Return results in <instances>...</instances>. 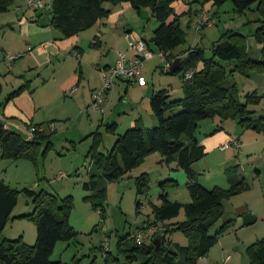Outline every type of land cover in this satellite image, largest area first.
<instances>
[{"label": "rangeland", "instance_id": "rangeland-1", "mask_svg": "<svg viewBox=\"0 0 264 264\" xmlns=\"http://www.w3.org/2000/svg\"><path fill=\"white\" fill-rule=\"evenodd\" d=\"M202 5V0H176L173 3L186 34L185 43L173 51L174 56L185 59L190 51L198 48L204 51L206 58H211L214 44L225 33L232 31L246 37L248 52L253 60L264 61L261 55L263 47L254 38L261 26L259 15L254 10L256 5L245 14H238L232 1L221 6L212 5L211 9L207 5L202 8ZM104 7L110 10L108 18L66 39L51 26L48 10L33 12L26 6V0H13L8 12L0 13V120L6 124L12 122L8 124L9 129L25 138H29V126L42 125L49 137L42 142L36 161L2 158L0 148V180L18 192L17 206L5 230L0 233V242L5 238L14 240L22 236L28 245L36 243L35 223L14 218L34 211L33 198L26 194L25 189L45 191L59 199L71 196L73 209L69 223L77 236L70 242L57 243L52 255L53 261L64 264H107L102 248L106 243L110 253L108 264H143L147 260L145 255L138 254L136 260L129 261L128 253L124 252L138 233L146 235L143 241L147 245L152 243L153 238L164 239L167 247L189 244L182 231L166 232L186 220L183 208L174 219L153 225L156 222L154 208L162 205L159 196L164 182L170 201L181 204L192 201L184 171L176 161H168L159 153L145 158L119 180H100V188L106 189L104 222L100 210L85 199L92 192L85 191L83 185L89 181L92 171H96L90 158L94 140L97 152L108 155L118 137L132 128L130 125L134 119L142 118L146 128L155 126L149 117L154 116L150 98L155 92L165 90L170 101L185 96L183 79L164 70L162 54L152 43L153 32L159 24L151 7H142L140 14L129 2L116 5L105 0ZM201 14L210 15L215 24L200 27V22H203ZM39 18L42 23L36 22ZM21 20L40 27L50 23L58 37V40L52 39L53 42L75 43L65 54L53 55L48 63L39 65L33 60L31 50L43 44L45 38L42 37L48 36H31L29 41ZM142 40L149 44L148 52L153 55L142 66L147 85L141 87L136 81L118 80L106 96L105 113L93 111L90 107L94 94L103 87L101 69L107 65L114 67L120 54L134 60L140 54L131 41L137 44ZM17 48H20V53ZM10 54L19 56L13 63L16 64L13 70L9 69L5 60V55ZM216 60L225 67L229 81L237 84L238 101L248 103V109L257 117L264 116V70L254 67L242 73L234 62ZM19 63L24 65L18 69ZM22 87H27L26 91L39 103L36 118L25 127L19 126L17 119H5L3 115L4 107L15 99L7 101L9 96ZM113 123H117V127L111 132L108 126ZM196 137L206 150L205 156L193 165L201 185L208 189L218 187L228 190L229 172L236 171L238 178L245 179L250 186L248 190L223 200L224 216L211 233L228 220L232 221L231 226L197 264H251L249 248L264 240V132L245 128L239 120L222 121L220 117H215L200 122ZM232 137L240 139L241 149L229 146L227 150H221L222 146L229 145ZM49 142L51 145L45 153ZM141 175H147V191L138 194L136 179ZM173 182L177 185H172ZM137 203L141 204L140 209L136 208ZM247 213L256 218L254 224H244L243 216ZM149 227L154 228L155 234L149 232ZM124 237L127 242L120 249L119 240ZM178 262L181 264L183 259L179 258Z\"/></svg>", "mask_w": 264, "mask_h": 264}, {"label": "trees", "instance_id": "trees-1", "mask_svg": "<svg viewBox=\"0 0 264 264\" xmlns=\"http://www.w3.org/2000/svg\"><path fill=\"white\" fill-rule=\"evenodd\" d=\"M108 1L116 5L129 2L139 14L142 7H151L159 24L153 32L152 43L158 48L165 61L173 64L180 59L179 70L174 74L170 69L167 72L171 75H180L185 84V96L170 101L165 90L155 92L150 98V106L156 119L155 126L152 129L146 128L142 118H138L132 128L118 137L108 155L97 152L94 140L90 158L96 171L95 173L92 171L89 181L83 185L85 191L92 192V195L85 199L90 201L96 210H100L104 222L106 189L100 188L101 179L107 182L119 180L154 153H159L168 161H176L188 178L187 188L192 201L188 204L170 201L164 182L159 196L162 205L154 208L156 222L153 225L157 226L159 222L164 223L174 219L183 208L186 220L177 224L175 228L167 229L166 232L182 231L189 239L188 246L167 247L164 239L158 238L161 245L156 252L157 239L153 238L150 245L145 243L138 245L134 237L132 244L126 247L124 252L128 253L129 261L136 260L138 254L145 255L147 260L143 264H179V258L183 259L181 264H197L199 259L207 256L218 237L231 226L232 221L228 220L213 234L211 233L224 216L223 200L250 188L245 179L238 178L236 171L229 172L228 190L218 187L208 189L197 181L193 165L206 154L204 146L196 137L200 122L220 117L222 121L239 120L245 128L264 132V116L257 117L255 112L248 109V103L238 101L237 84L229 81L225 67L216 59L234 62L237 70L242 73L254 67L264 70V61L253 60L248 52L246 37L232 31L225 33L222 39L214 44L211 58H206L204 51L198 48L190 51L185 59L174 56L173 51L186 41V34L172 6L176 0ZM228 1L233 2L238 14H245L256 5L254 10L259 15L258 22L261 26L256 30L254 38L263 47L261 55L264 59V0H202V8L209 3L213 6H221ZM12 2L13 0H0V13L8 12ZM104 2L105 0H52L51 10H48L51 14V26L59 30L65 39L77 36L108 18L110 10L104 7ZM202 10L197 12L198 15ZM208 17L209 21L200 22V27H211L215 24V20L210 15ZM146 45L149 48V44ZM189 72L193 73L191 79L186 77ZM26 88L22 87L12 93L7 101L20 96ZM1 95L0 84V98ZM98 112L105 113V111ZM35 127L40 128L42 125ZM116 127L117 123H113L108 126V130L114 132ZM48 139L45 131L37 132L33 138H25L21 133L7 128L0 120L2 158L36 161L42 142ZM50 145L49 142L45 153ZM172 185L177 183L173 182ZM136 189L138 194L147 191V175H141L136 179ZM24 191L33 198L34 211L14 218L27 219L35 223L36 243L33 246L28 245L22 236L14 240L3 239L0 242V264H64L61 261H53L52 255L57 243L70 242L77 236V232L69 223L73 209L72 197L59 199L56 195L45 191L34 192L28 189ZM17 203L18 192L0 180V233L9 223ZM140 206L141 204L137 203L136 208L140 209ZM243 217L246 225L256 222V218L249 213L244 214ZM153 233L155 234V231ZM126 242V237L119 240L120 249ZM107 245L106 243L102 248L108 264L110 253ZM248 251L251 264H264V240L253 244Z\"/></svg>", "mask_w": 264, "mask_h": 264}, {"label": "built area", "instance_id": "built-area-1", "mask_svg": "<svg viewBox=\"0 0 264 264\" xmlns=\"http://www.w3.org/2000/svg\"><path fill=\"white\" fill-rule=\"evenodd\" d=\"M26 6L31 11H38V10H51L52 6V0H26ZM203 22L207 23L209 21V17L207 15L202 16ZM131 45L138 51L140 54L139 57H136L134 60H128L126 55L120 54V58L118 62L116 63L115 67L111 68L108 71H101V80L103 87L100 91L96 92L94 94V101L92 106L90 107L95 112H104L105 107L104 104L107 100V95L109 94V91H111L114 87V84L118 80H122L125 82H132L136 81L139 86H145L147 85L146 78L142 75V66L145 61L152 58V53L148 52V47L146 43L142 40L138 42L137 44H133L131 41ZM19 58V56L15 55H8L7 60L11 63L16 61ZM162 59L165 62V70H169L172 66V63L165 61V58L162 55ZM193 76L192 72H189L187 74V79H191ZM43 127H35V126H29L27 128V134L29 137L33 138L37 132H43ZM232 144L234 147L240 148L241 145L238 141H232ZM226 147H223L222 150H225ZM150 233H153L154 229H148ZM146 238V235L144 236L142 233H138L135 236V241L138 245L144 244V239Z\"/></svg>", "mask_w": 264, "mask_h": 264}, {"label": "crops", "instance_id": "crops-1", "mask_svg": "<svg viewBox=\"0 0 264 264\" xmlns=\"http://www.w3.org/2000/svg\"><path fill=\"white\" fill-rule=\"evenodd\" d=\"M212 5H213L212 3H209V4H207V6L206 5L205 6L208 9H211ZM23 20H21V23L22 24L24 23V25L22 27H24L25 34L28 37L29 41L32 38L31 36H35V37L38 36L39 38L44 36V35L48 36V37H46V36L42 37V38H45V41L43 42V44L37 46L35 48V50L34 49L31 50V51H33V54H32L33 55V60L35 59L36 62L39 65H44V64L48 63V61L50 60V58L53 55L58 56L60 53L65 54L66 52H68V50L71 47V45L75 43V41H73V42L66 41L67 42L66 44L63 43L62 41L53 42L52 39L58 40L57 39L58 37H57V34L53 31L52 27H50V23L49 24H45L44 26L40 27V26L35 25L34 23L26 24L25 22H23ZM36 22L37 23H42L43 21H42L41 18H39ZM22 24H20V25H22ZM127 32H129V31H127ZM48 33H50V36L48 35ZM77 41L79 42L78 39H77ZM19 47H20V44H19ZM17 49L18 50H16V51L18 53H20V51H19L20 48H17ZM10 55H12V54H10ZM5 56H6L5 60H7V56L8 55H5ZM15 56H17V55H15ZM14 62L10 63L7 60L9 69L13 70V68L16 65V64L15 65L13 64ZM23 65H24V63H21V64L19 63L17 65V68L18 69L22 68ZM108 68H111V67H109V65H107L105 68H102L101 70H105V69H108ZM200 69H201V67H200ZM145 86H141V87H145ZM38 104L39 103H37L35 101V99L33 98L32 95H30L29 92L24 91L23 94H21L19 97L15 98L13 101L8 103L6 107H4L3 115H4L5 119L6 118L7 119H12V118L17 119L16 122L20 123L18 125L21 126V127H23V126L25 127V125L32 124V121H34V119L36 118L37 113H38V111H37ZM39 108H42V106H39ZM149 117H150V120H151V124L155 125L156 124L155 117L154 116H149ZM137 119L138 118L134 119L131 122L130 127L131 126L133 127L135 125V120H137ZM9 123L12 124V122H8L7 124H6V122L4 123L7 128H9V125H8ZM36 124H39V123H36ZM40 124H42V123H40ZM232 141H238L240 143V145H241L240 139H235V138L232 137V138L229 139V145L222 146L221 150H222L223 147H226L225 150H227L229 148V146L234 147L233 144H232ZM241 147L239 149H241ZM225 150H223V151H225ZM151 229H154V228L151 227Z\"/></svg>", "mask_w": 264, "mask_h": 264}, {"label": "water", "instance_id": "water-1", "mask_svg": "<svg viewBox=\"0 0 264 264\" xmlns=\"http://www.w3.org/2000/svg\"><path fill=\"white\" fill-rule=\"evenodd\" d=\"M180 67H181V61H180V59H178L177 61H175V62L172 64V66H171V68H170L171 73H173V74L176 73V72L179 70ZM155 245H156V252H157V251H159V249H160V245H161L159 239H157V240L155 241Z\"/></svg>", "mask_w": 264, "mask_h": 264}]
</instances>
